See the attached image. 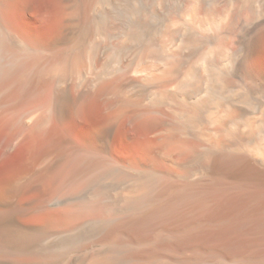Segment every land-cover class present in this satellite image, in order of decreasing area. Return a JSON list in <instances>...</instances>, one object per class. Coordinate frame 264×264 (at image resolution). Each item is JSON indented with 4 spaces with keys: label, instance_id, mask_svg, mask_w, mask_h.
Instances as JSON below:
<instances>
[{
    "label": "bare ground",
    "instance_id": "obj_1",
    "mask_svg": "<svg viewBox=\"0 0 264 264\" xmlns=\"http://www.w3.org/2000/svg\"><path fill=\"white\" fill-rule=\"evenodd\" d=\"M28 1L0 0V95L38 99L59 70L67 78L27 122L62 130L76 118L93 123L95 110L110 114L99 146L68 145L63 132L39 155L62 150L59 186L102 165L126 171L112 158L121 116L149 122L160 161L106 201H85L105 213L61 225L22 222L36 186L16 180L0 201V254L19 258L0 264H264V70L252 65L264 51V0H51L62 33L47 43L14 14ZM245 7L252 20L239 15ZM122 136L129 149L131 135ZM217 226L212 238L232 240H201Z\"/></svg>",
    "mask_w": 264,
    "mask_h": 264
},
{
    "label": "rangeland",
    "instance_id": "obj_2",
    "mask_svg": "<svg viewBox=\"0 0 264 264\" xmlns=\"http://www.w3.org/2000/svg\"><path fill=\"white\" fill-rule=\"evenodd\" d=\"M17 7L19 8L16 9L17 12L16 10L13 12L20 20V25L25 28L31 27L32 29L30 30L33 35L43 42L47 43L61 35L62 27L57 23L56 10L51 0H29L25 6L18 5ZM217 9H222V6H217ZM239 15L247 20H252L255 17L253 10L249 7L242 8ZM24 23H27L26 26ZM66 56L69 57L68 54ZM64 62L67 64L66 60ZM252 65L256 69L259 68L258 70H264V51L252 61ZM66 75L68 73L64 74V72L59 70L56 71L54 77H52L53 80H51L48 93L38 99L22 101L13 90H7L0 95V201L8 198L6 194L10 184L20 178L31 180L32 184H35L36 189L29 196L34 200L35 208L33 207L34 210L28 217L22 219V222L26 224L43 227L61 225L66 219H79L105 213L106 209L108 210L107 207H103V209L100 207H89L86 206L85 201H88L90 196L93 195H99L98 197L103 202L104 200L106 201L107 194H116L130 187L135 172L144 170L149 165L160 161L157 151L160 148V142L151 134H148L149 127H151L149 122L139 121L128 124L127 117L121 116L116 123L115 137L113 135L112 158L128 172L125 171V174L122 173L117 176L109 175L108 169L102 165L98 167L99 169L89 171L85 174L86 176L80 177L74 184L60 187L59 183L63 179L69 164L65 160H63L64 162L62 160L59 161L61 164L55 162L62 157V150L51 154L50 157L39 158V155L53 146V144H57L61 136H63V132L68 138V141H66L68 145L83 147L93 143L95 146H99L100 142L95 136L102 131L110 117L109 112L104 109L95 110L94 116L96 118L93 123L87 124L82 118H76L64 125L62 130L56 128L52 123L44 127L37 126V118L34 122H27V116L33 110H38L37 112L40 113L43 105L47 102L50 90L57 86L62 77L66 79ZM71 89L72 92L76 93L77 87L74 83ZM126 131L132 138L129 149L126 142L124 143L122 136ZM31 155L32 157L28 159ZM175 157L182 158L183 154L176 152ZM22 161L26 169H21V167L18 169L17 164ZM161 162L164 165L163 159ZM23 199L24 196H21L15 200L21 201ZM211 230L207 231L205 238L201 239L205 243L221 245L222 242L226 244L232 240V237L229 238L230 236L227 235L222 240L220 238H212L222 234L221 231L224 228L220 226ZM243 236L244 238L247 237L245 240L249 242H257L259 240L253 234L245 233ZM238 239L240 240V238ZM260 242L263 243L264 240ZM0 256L19 258L13 254H0Z\"/></svg>",
    "mask_w": 264,
    "mask_h": 264
}]
</instances>
